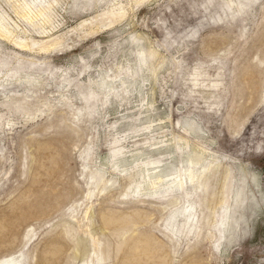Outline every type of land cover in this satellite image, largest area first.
Listing matches in <instances>:
<instances>
[{"label": "rangeland", "instance_id": "obj_1", "mask_svg": "<svg viewBox=\"0 0 264 264\" xmlns=\"http://www.w3.org/2000/svg\"><path fill=\"white\" fill-rule=\"evenodd\" d=\"M39 3L0 0V264H264V0Z\"/></svg>", "mask_w": 264, "mask_h": 264}, {"label": "bare ground", "instance_id": "obj_2", "mask_svg": "<svg viewBox=\"0 0 264 264\" xmlns=\"http://www.w3.org/2000/svg\"><path fill=\"white\" fill-rule=\"evenodd\" d=\"M10 1H14L16 4H18L19 7H23V8H26V6L29 8L30 7V3L34 4V3H37L38 1L40 2L39 5H42V1L43 0H10ZM91 1V0H89ZM94 2L96 1H104V0H93ZM117 0H108V4L107 5H112L114 3H116ZM234 3V2H233ZM236 3V2H235ZM235 5V4H234ZM236 6V5H235ZM234 6V7H235ZM244 6V5H243ZM31 8V7H30ZM29 8V9H30ZM25 10V9H24ZM120 11L124 10L123 8H120L119 9ZM125 12V11H124ZM44 13V12H43ZM27 14L29 15V13L27 12ZM41 15V14H39ZM111 15V14H110ZM31 16V15H29ZM114 16V15H113ZM27 17V16H26ZM41 17V16H40ZM24 18V16H23ZM26 19V18H24ZM40 19V18H39ZM47 19V18H46ZM38 20V19H37ZM6 20H4V18H1L0 17V29L1 31H3L4 33H6V35L8 36H11L12 34V29L11 31L8 29V25L6 24L5 22ZM46 22V20H45ZM49 22V20H48ZM32 23V22H31ZM47 23V22H46ZM33 24V23H32ZM44 24V23H43ZM2 32V33H3ZM15 33V32H14ZM14 35V34H13ZM17 35V33H16ZM15 35V36H16ZM6 36V37H7ZM5 37V36H4ZM21 37V36H20ZM6 38V39H8ZM11 39V37H10ZM8 39V40H10ZM16 39V38H15ZM14 39V40H15ZM22 40V39H21ZM16 41V40H15ZM18 41V40H17ZM20 41V40H19ZM25 41V40H23ZM33 41V40H32ZM27 42V41H26ZM17 44L21 47H27V45L24 44V42H17ZM14 45H16V43H14ZM18 46V47H19ZM44 47V46H43ZM30 49V48H29ZM44 49V48H43ZM41 51V50H40ZM150 54L148 55V58L152 59V58H156L157 56V51H154V50H151L149 51ZM140 58H141V65H140V70L142 71L144 69V67H147V61H146V56L143 54V53H140L139 54ZM138 64V63H137ZM155 73V72H154ZM198 82V81H197ZM107 83V81L105 82ZM110 83V82H109ZM123 83V82H122ZM105 84L102 82L101 83V88L103 87L104 88ZM122 88V87H121ZM120 88V89H121ZM109 89V88H108ZM111 92V91H110ZM187 131V130H186ZM184 141V140H182ZM178 142V141H177ZM188 142V141H187ZM180 144V143H179ZM188 147V144L185 143V144H182V145H179V149L180 151H183L185 150V146ZM187 150V149H186ZM192 150V149H191ZM186 152V151H185ZM187 159H183L182 160V166L181 168L178 170V169H170L169 170V173H166V174H163V173H159L158 175H156L155 178H151L150 180V185L151 187H153L154 189L157 188L158 186H169V189H175V188H178V189H183L186 184H191L193 186L197 185L199 183V181L201 180V178L206 174V172L210 169V166L212 165L211 162L208 161V159H205L204 156L205 154L203 153H200V152H196V151H192L191 153H187ZM211 160V159H210ZM159 162V161H158ZM220 162V161H219ZM154 163V162H153ZM156 163V162H155ZM143 164V163H142ZM160 164V163H159ZM151 163L149 162L147 164V166H150ZM153 165V164H152ZM215 166V165H214ZM219 166V165H218ZM151 167V166H150ZM155 167V165H154ZM158 167V165H157ZM153 168V167H152ZM161 168V167H160ZM171 168H174V167H171ZM215 168V167H213ZM212 168V169H213ZM147 169V168H146ZM157 169V168H156ZM210 171V170H209ZM208 171V172H209ZM159 172V171H158ZM156 173V172H155ZM148 175V174H147ZM154 175V173H153ZM152 175V176H153ZM151 176V174H150ZM149 179V177H148ZM202 181V180H201ZM148 183V182H147ZM228 183V182H227ZM188 186V185H187ZM150 187V186H149ZM242 187V186H241ZM151 189V188H150ZM154 189H152L154 191ZM241 190V189H240ZM244 190V189H243ZM243 192V191H242ZM236 194V193H235ZM239 195V194H238ZM240 196V195H239ZM242 197V196H241ZM187 198V197H186ZM232 199V198H231ZM237 200V199H236ZM240 201V200H239ZM238 203V202H237ZM241 203V202H239ZM230 206V205H229ZM247 206V205H245ZM231 208V207H230ZM231 210V209H230ZM237 215V214H236ZM235 215V216H236ZM245 215V214H244ZM231 216V215H230ZM234 216V217H235ZM243 217V215H240ZM240 216H239V219H240ZM247 216V215H246ZM246 218V217H245ZM241 220V219H240ZM246 220V219H245ZM230 221H232L230 219ZM235 221V220H234ZM229 222V221H228ZM239 222V221H238ZM243 222V221H242ZM247 222V221H246ZM230 223V222H229ZM231 225V224H230ZM241 225V224H240ZM232 228V227H231ZM234 228V226H233ZM234 230V229H233ZM234 232V231H233ZM231 233V232H230ZM214 236V235H213ZM12 263V262H11ZM13 264V263H12Z\"/></svg>", "mask_w": 264, "mask_h": 264}]
</instances>
